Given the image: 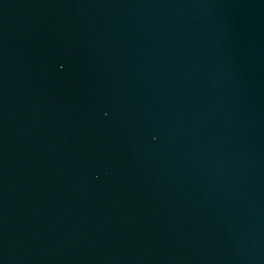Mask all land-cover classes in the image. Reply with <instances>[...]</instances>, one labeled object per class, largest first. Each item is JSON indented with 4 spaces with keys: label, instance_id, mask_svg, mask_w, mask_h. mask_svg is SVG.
<instances>
[{
    "label": "water",
    "instance_id": "obj_1",
    "mask_svg": "<svg viewBox=\"0 0 264 264\" xmlns=\"http://www.w3.org/2000/svg\"><path fill=\"white\" fill-rule=\"evenodd\" d=\"M0 264H264V0H0Z\"/></svg>",
    "mask_w": 264,
    "mask_h": 264
}]
</instances>
